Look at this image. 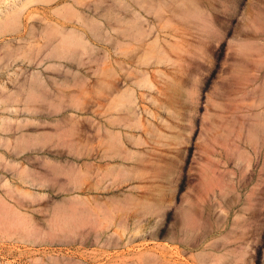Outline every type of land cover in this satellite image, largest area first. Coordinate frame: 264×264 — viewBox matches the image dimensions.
I'll return each mask as SVG.
<instances>
[{
	"label": "rangeland",
	"instance_id": "obj_1",
	"mask_svg": "<svg viewBox=\"0 0 264 264\" xmlns=\"http://www.w3.org/2000/svg\"><path fill=\"white\" fill-rule=\"evenodd\" d=\"M22 1L0 0V264H264V0Z\"/></svg>",
	"mask_w": 264,
	"mask_h": 264
},
{
	"label": "bare ground",
	"instance_id": "obj_2",
	"mask_svg": "<svg viewBox=\"0 0 264 264\" xmlns=\"http://www.w3.org/2000/svg\"><path fill=\"white\" fill-rule=\"evenodd\" d=\"M26 0H23L22 1V3H24ZM17 9V7L16 8H13V9H11V10H16ZM8 12H10V11H7L6 13H4V15H8ZM0 19H1V14H0ZM5 29V26L4 25H2L1 24V20H0V33H1V30L2 31H4V29ZM152 30V29H151ZM70 32H76V30L75 29H71V31ZM46 35V40L48 39L49 41H50V38H49V35H47V34H45ZM45 37V36H44ZM47 40V41H48ZM77 40H79L78 38H74L73 37V35L71 34V33H68V36H65V37H62L61 38V41L63 42V44H66V43H69V44H71V43H73V42H76ZM154 41L155 42H158V44H157V46L160 48V47H163L162 46V44L158 41V39H157V36H155V39H154ZM78 42V41H77ZM161 45V46H160ZM246 49H248L247 47H246ZM257 49V48H256ZM261 50V49H260ZM139 85H141V86H151V83H150V81L148 80V72H147V70H145L144 72H143V78H142V81L139 83ZM31 88H33V86H31ZM34 89V88H33ZM263 90H264V88H263ZM128 97H129V102L130 103H133L134 102V96H133V94L132 93H130L129 95H128ZM263 100H264V98H263ZM260 104H264V101H260ZM261 118L264 120V114H262L261 115ZM264 123V122H263ZM262 123V124H263ZM262 128H264V126H262ZM259 138V136L257 135V133L255 132V131H253L252 133H250V135H249V137H248V139H249V142L250 143H256L257 142V139ZM20 141L21 140H17L16 141V145H18V146H20L19 144H20ZM117 143H118V141H117V139L115 140V142H114V144H113V147L115 148V151H117L116 149H117ZM219 185V187H221V186H226L225 184L224 185H222V183H220V182H218V181H216V180H210V179H208V181L206 182V186L207 187H214V186H218ZM20 219V218H19ZM2 223V222H1ZM10 223V225H12V224H14V223H12V222H9ZM216 261V260H215Z\"/></svg>",
	"mask_w": 264,
	"mask_h": 264
}]
</instances>
